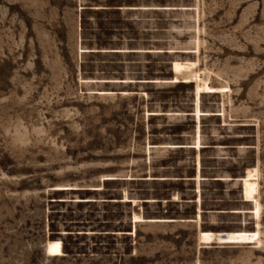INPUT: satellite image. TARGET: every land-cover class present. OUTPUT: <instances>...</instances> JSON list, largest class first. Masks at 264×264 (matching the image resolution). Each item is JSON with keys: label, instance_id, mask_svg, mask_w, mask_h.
Returning <instances> with one entry per match:
<instances>
[{"label": "rangeland", "instance_id": "obj_1", "mask_svg": "<svg viewBox=\"0 0 264 264\" xmlns=\"http://www.w3.org/2000/svg\"><path fill=\"white\" fill-rule=\"evenodd\" d=\"M0 264H264V0H0Z\"/></svg>", "mask_w": 264, "mask_h": 264}, {"label": "snow or ice", "instance_id": "obj_2", "mask_svg": "<svg viewBox=\"0 0 264 264\" xmlns=\"http://www.w3.org/2000/svg\"><path fill=\"white\" fill-rule=\"evenodd\" d=\"M55 247H58V246H55Z\"/></svg>", "mask_w": 264, "mask_h": 264}]
</instances>
